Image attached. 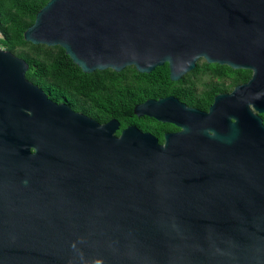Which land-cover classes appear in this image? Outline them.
<instances>
[{
    "label": "water",
    "instance_id": "obj_1",
    "mask_svg": "<svg viewBox=\"0 0 264 264\" xmlns=\"http://www.w3.org/2000/svg\"><path fill=\"white\" fill-rule=\"evenodd\" d=\"M24 38L86 72L253 76L208 111L136 104L182 128L160 143L54 101L0 47V264H264V0H48Z\"/></svg>",
    "mask_w": 264,
    "mask_h": 264
},
{
    "label": "trees",
    "instance_id": "obj_2",
    "mask_svg": "<svg viewBox=\"0 0 264 264\" xmlns=\"http://www.w3.org/2000/svg\"><path fill=\"white\" fill-rule=\"evenodd\" d=\"M48 0H0V38L2 47L29 63L26 76L40 85L51 99L67 102L99 121L117 118L119 132L138 123L135 105L148 97L173 93L181 80L170 77L166 62L151 72H140L134 65L121 71L112 68L83 71L61 45L35 44L24 38V31L34 22L36 13ZM230 66L197 63L196 70L215 71Z\"/></svg>",
    "mask_w": 264,
    "mask_h": 264
},
{
    "label": "flooded vegetation",
    "instance_id": "obj_3",
    "mask_svg": "<svg viewBox=\"0 0 264 264\" xmlns=\"http://www.w3.org/2000/svg\"><path fill=\"white\" fill-rule=\"evenodd\" d=\"M252 76L253 71L248 68H227L219 66L215 69L214 72H212L211 70H196V68H194L193 70L182 76V78L180 79L181 83L176 86V89L173 93L160 95L158 97H148L145 100L149 98L159 99L161 97L174 96L177 97L181 102L186 103L188 106L195 107L203 111H208L213 104L216 95L233 92H235V94L237 95L241 92V90H238V87L249 83ZM245 101H249L248 97H245ZM249 106L253 108V103L250 102ZM256 112L262 117L264 123V111L260 112L259 110H256ZM137 120L138 123L131 124L136 125L144 132L153 133L158 138L160 143H164L165 135L167 133L178 132L182 129L175 123L162 121L154 116L138 115ZM106 121L99 122L103 123ZM131 124H128L127 126Z\"/></svg>",
    "mask_w": 264,
    "mask_h": 264
},
{
    "label": "rangeland",
    "instance_id": "obj_4",
    "mask_svg": "<svg viewBox=\"0 0 264 264\" xmlns=\"http://www.w3.org/2000/svg\"><path fill=\"white\" fill-rule=\"evenodd\" d=\"M1 37H3V35H2V34H0V38H1ZM0 45H1V44H0ZM203 60H204V59H201V60H200V62H202Z\"/></svg>",
    "mask_w": 264,
    "mask_h": 264
},
{
    "label": "clouds",
    "instance_id": "obj_5",
    "mask_svg": "<svg viewBox=\"0 0 264 264\" xmlns=\"http://www.w3.org/2000/svg\"><path fill=\"white\" fill-rule=\"evenodd\" d=\"M2 34V33H1ZM3 35V34H2ZM0 47H2L1 45H0Z\"/></svg>",
    "mask_w": 264,
    "mask_h": 264
},
{
    "label": "built area",
    "instance_id": "obj_6",
    "mask_svg": "<svg viewBox=\"0 0 264 264\" xmlns=\"http://www.w3.org/2000/svg\"><path fill=\"white\" fill-rule=\"evenodd\" d=\"M0 34H1V32H0Z\"/></svg>",
    "mask_w": 264,
    "mask_h": 264
}]
</instances>
